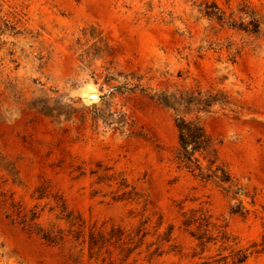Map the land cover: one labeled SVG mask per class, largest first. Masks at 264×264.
Returning <instances> with one entry per match:
<instances>
[{
    "label": "rangeland",
    "instance_id": "rangeland-1",
    "mask_svg": "<svg viewBox=\"0 0 264 264\" xmlns=\"http://www.w3.org/2000/svg\"><path fill=\"white\" fill-rule=\"evenodd\" d=\"M198 90L222 101L178 113L242 191L174 160L159 94ZM263 233L264 0H0V264H204Z\"/></svg>",
    "mask_w": 264,
    "mask_h": 264
},
{
    "label": "trees",
    "instance_id": "trees-1",
    "mask_svg": "<svg viewBox=\"0 0 264 264\" xmlns=\"http://www.w3.org/2000/svg\"><path fill=\"white\" fill-rule=\"evenodd\" d=\"M214 11L210 12L211 16H214L217 20L222 21L224 19L223 12L219 10V8L214 5ZM255 17V13H253V17L248 22L251 25V31L255 32L258 28V21ZM235 23V22H233ZM231 23V26L236 24ZM239 29L248 28L243 23H239L236 25ZM159 100H161L164 104L168 105L171 103L173 110L175 111L174 117V126L177 130V147L175 149L174 160L177 163L178 167L186 169L188 172L199 176L201 179L205 181L213 180L220 185H223L226 190L231 188H235V190L242 191V188L234 182L231 173L222 163L218 156V141L214 139L205 129L204 125L201 123L198 117L195 118H186L183 115L179 114L178 107L184 106L186 109L195 108L196 111L200 112H209L211 107L221 102L222 99L218 97L217 94H213L209 91L198 90L196 92L190 91L185 94H181L180 96L175 97V99L171 100L166 94H159ZM236 193V192H235ZM64 206L62 204L61 219H67V215L64 214ZM209 217H204L203 214V222L202 225L206 228L203 233L196 237L199 240V245L204 248L207 244L212 242L213 244L217 242H221V244H226L230 240V236L224 230L218 226L217 234L212 236H207V232L209 231V226L216 227L207 219ZM37 219L35 216H31L29 218L30 221L34 225H37L34 220ZM193 219V218H192ZM195 221V220H194ZM191 223V220L186 222L187 225ZM38 233L41 238L47 240L49 242H57L58 240L63 241L64 236L60 230H57L54 234L52 230L47 231L42 227L38 226ZM260 245V249L254 251L255 253H264V233L261 236V240L259 244H252L249 247H254ZM248 248L243 247H234L231 248L226 255H222L221 252L217 253L214 258L204 264L212 263V264H244L249 256L253 253V251ZM217 257V258H216Z\"/></svg>",
    "mask_w": 264,
    "mask_h": 264
},
{
    "label": "water",
    "instance_id": "water-1",
    "mask_svg": "<svg viewBox=\"0 0 264 264\" xmlns=\"http://www.w3.org/2000/svg\"><path fill=\"white\" fill-rule=\"evenodd\" d=\"M92 95V94H91Z\"/></svg>",
    "mask_w": 264,
    "mask_h": 264
}]
</instances>
